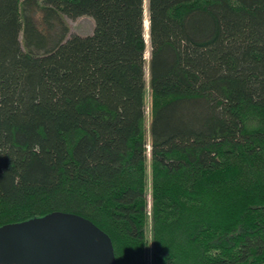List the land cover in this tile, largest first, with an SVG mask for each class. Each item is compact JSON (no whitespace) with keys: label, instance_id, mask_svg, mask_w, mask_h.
<instances>
[{"label":"trees","instance_id":"trees-1","mask_svg":"<svg viewBox=\"0 0 264 264\" xmlns=\"http://www.w3.org/2000/svg\"><path fill=\"white\" fill-rule=\"evenodd\" d=\"M262 155L264 0H0V225L67 211L116 264L149 226L154 264H264V186L230 164Z\"/></svg>","mask_w":264,"mask_h":264},{"label":"water","instance_id":"water-1","mask_svg":"<svg viewBox=\"0 0 264 264\" xmlns=\"http://www.w3.org/2000/svg\"><path fill=\"white\" fill-rule=\"evenodd\" d=\"M0 264H116L111 238L90 219L55 211L0 225Z\"/></svg>","mask_w":264,"mask_h":264},{"label":"rangeland","instance_id":"rangeland-1","mask_svg":"<svg viewBox=\"0 0 264 264\" xmlns=\"http://www.w3.org/2000/svg\"><path fill=\"white\" fill-rule=\"evenodd\" d=\"M147 22V21H146ZM66 23H68V26H69V33L70 32H73V33H77L79 35H86V34H89L91 31H92V28H93V25H94V22L93 20L91 19V17L89 16H85V15H82L78 18H75V19H67L66 20ZM147 28V24H146V27H145V30ZM146 38H147V35H146ZM148 56V55H147ZM148 100V99H147ZM149 100L147 101V105H146V113H147V118L149 116ZM251 119V122L250 124L251 125H255V120H257V118H252L251 116L249 117ZM250 125V128H252L253 126ZM149 162L150 161H147L146 162V168H147V172H150V165H149ZM235 163H230L235 165H237L239 168H242V169H248L251 173H252V177L249 179V181H255L256 183L258 181H260V184L262 186H264V155L262 156H258L257 159H255L252 163H248L247 161H237L235 160L234 161ZM236 167V166H235ZM161 178V177H159ZM181 177H178L177 179H173L171 180V183L172 184H177L181 186ZM248 179V178H247ZM207 182H203V183H209L208 180V177H206ZM162 181H165L164 179ZM247 181V180H246ZM251 181V182H252ZM241 183H243L242 179L240 177H236L235 181H232L231 183H228L227 185H225V187L229 188V187H236V185H241ZM247 182H245V184H247ZM248 185V184H247ZM250 187H252V185H249ZM258 188V187H257ZM185 190V189H183ZM209 190V189H208ZM256 192V194H255ZM253 192V195H257L259 192H263L262 189L261 191H255ZM149 199H150V193H148L147 195V202H148V206H147V210L148 212L150 211V202H149ZM147 236V246H146V250H148V255H147V264H154V261L153 259H150V253H151V250L153 247H151V244L149 242V240H151V236H150V226H149V231L148 233L146 234ZM123 250H122V254H120V264H140V261L139 263H131V259L133 258V248L130 247L129 245L128 246H122ZM115 256V255H114ZM118 258V259H119Z\"/></svg>","mask_w":264,"mask_h":264},{"label":"bare ground","instance_id":"bare-ground-1","mask_svg":"<svg viewBox=\"0 0 264 264\" xmlns=\"http://www.w3.org/2000/svg\"><path fill=\"white\" fill-rule=\"evenodd\" d=\"M145 23V22H144ZM147 32V31H146Z\"/></svg>","mask_w":264,"mask_h":264}]
</instances>
